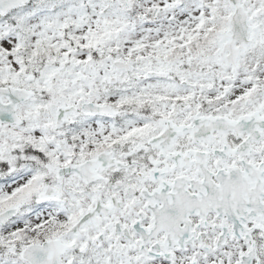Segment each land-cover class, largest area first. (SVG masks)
Masks as SVG:
<instances>
[{
    "label": "snow or ice",
    "instance_id": "6c2138e0",
    "mask_svg": "<svg viewBox=\"0 0 264 264\" xmlns=\"http://www.w3.org/2000/svg\"><path fill=\"white\" fill-rule=\"evenodd\" d=\"M0 264H264V0H0Z\"/></svg>",
    "mask_w": 264,
    "mask_h": 264
}]
</instances>
